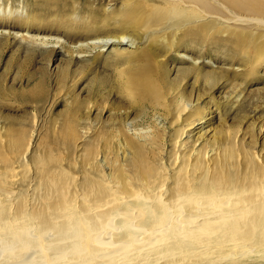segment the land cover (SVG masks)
<instances>
[{
  "label": "rangeland",
  "instance_id": "1",
  "mask_svg": "<svg viewBox=\"0 0 264 264\" xmlns=\"http://www.w3.org/2000/svg\"><path fill=\"white\" fill-rule=\"evenodd\" d=\"M159 175L264 182V0H0V215Z\"/></svg>",
  "mask_w": 264,
  "mask_h": 264
},
{
  "label": "bare ground",
  "instance_id": "2",
  "mask_svg": "<svg viewBox=\"0 0 264 264\" xmlns=\"http://www.w3.org/2000/svg\"><path fill=\"white\" fill-rule=\"evenodd\" d=\"M111 41L95 37L90 42L106 47ZM115 52L131 69L133 49ZM119 78L122 85L134 86L126 76ZM160 176L130 192L108 184L102 193L81 195L71 184L75 190L53 203L43 221L31 216L30 209L1 212L0 264H248L260 259L264 182L250 190L218 193L195 189L188 176L171 190ZM43 199L45 206L50 203Z\"/></svg>",
  "mask_w": 264,
  "mask_h": 264
}]
</instances>
